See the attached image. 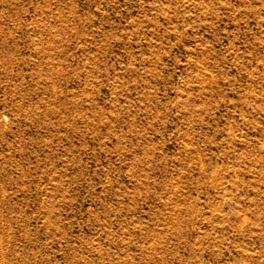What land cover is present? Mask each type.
Wrapping results in <instances>:
<instances>
[{"label":"rangeland","instance_id":"1","mask_svg":"<svg viewBox=\"0 0 264 264\" xmlns=\"http://www.w3.org/2000/svg\"><path fill=\"white\" fill-rule=\"evenodd\" d=\"M0 264H264V0H0Z\"/></svg>","mask_w":264,"mask_h":264}]
</instances>
